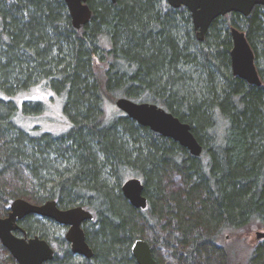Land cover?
<instances>
[{
  "label": "trees",
  "instance_id": "1",
  "mask_svg": "<svg viewBox=\"0 0 264 264\" xmlns=\"http://www.w3.org/2000/svg\"><path fill=\"white\" fill-rule=\"evenodd\" d=\"M87 2L92 16L75 28L64 0H0V206L20 197L92 213L93 255L79 263L63 226L25 218L23 227L54 248L46 264H137V238L158 264H231L223 232L264 227V6L218 16L198 40L184 6ZM226 24L244 31L261 85L232 74ZM35 86L59 98L65 127H26L46 108L43 99H18ZM119 97L188 123L201 153L108 112ZM130 177L143 183L144 208L120 190ZM0 264H16L1 244ZM245 264H264V238Z\"/></svg>",
  "mask_w": 264,
  "mask_h": 264
},
{
  "label": "water",
  "instance_id": "2",
  "mask_svg": "<svg viewBox=\"0 0 264 264\" xmlns=\"http://www.w3.org/2000/svg\"><path fill=\"white\" fill-rule=\"evenodd\" d=\"M87 1L64 0L71 23L75 28L83 26L92 16V10ZM111 1L114 2L115 0ZM165 1L173 8L179 6L187 8L198 40H203L210 23L218 16L230 12H238L242 16H247L255 5L264 6V0ZM229 34L231 37L229 59L232 74L249 84L261 85V79L255 65L254 52L244 31L231 26ZM115 106L137 124L147 126L152 131L175 140L190 154L197 156L201 153L202 146L191 132L190 125L163 107L155 103L133 101L127 97L117 98ZM120 190L132 206L136 208L146 206L147 200L143 195V183L139 178L130 177L126 179L121 184ZM31 213L51 218L56 223L67 226L65 239L69 242L73 254L84 258H90L93 255L92 248L87 243L85 231L82 228V222L93 218L89 210L81 205L60 209L55 200H48L43 204H33L17 198L12 202L8 216L4 219L0 218V242L18 264H41L53 257V250L46 240L37 235L26 240L12 233V230L17 228L15 221ZM255 236L257 239L264 238V231H257ZM130 250L137 264H158L147 240L135 239L131 243Z\"/></svg>",
  "mask_w": 264,
  "mask_h": 264
},
{
  "label": "rangeland",
  "instance_id": "3",
  "mask_svg": "<svg viewBox=\"0 0 264 264\" xmlns=\"http://www.w3.org/2000/svg\"><path fill=\"white\" fill-rule=\"evenodd\" d=\"M228 32L230 31V26L226 24ZM49 92H45L41 87L35 86L30 91H27L21 94L18 99L22 98L27 99H43L46 103V108L44 109V113L42 114L43 119L39 120V118L24 119V123L26 127L33 126L35 123L43 124L44 128H49L52 130H57L66 126L64 123V119L60 116V103L59 98L51 97ZM106 109L108 112H113L118 110L114 103H107ZM40 121V122H39ZM25 175L26 171H23ZM27 177V176H26ZM27 187L33 184V181L30 177H27L25 180ZM2 211V210H1ZM46 222V221H45ZM46 225H50V222H46ZM53 228H56L55 225L52 224ZM257 231H264V227L260 226L257 222L252 221L251 223L242 226L239 229L233 231H224L220 242L226 246L229 250L230 261L231 264H245L247 258L254 248L256 242L259 240L256 238L255 233ZM80 256H75L74 262H81Z\"/></svg>",
  "mask_w": 264,
  "mask_h": 264
},
{
  "label": "flooded vegetation",
  "instance_id": "4",
  "mask_svg": "<svg viewBox=\"0 0 264 264\" xmlns=\"http://www.w3.org/2000/svg\"><path fill=\"white\" fill-rule=\"evenodd\" d=\"M18 198H20V197H18ZM15 199H17V198H15ZM15 199H13L10 203H9V206H8V208L7 209H4V208H2L1 206H0V218L1 219H4V218H6L7 216H8V214H9V212H10V207H11V204H12V202L15 200ZM20 199H23V198H20ZM23 200H25V199H23ZM26 201H28V200H26ZM48 201V200H47ZM28 202H30V201H28ZM44 202H46V201H44ZM44 202H41V203H33V202H30V203H33V204H43ZM56 202V201H55ZM56 205H57V203H56ZM75 206V205H74ZM57 207L58 208H60L58 205H57ZM83 207V206H82ZM60 209H64V208H60ZM2 210V211H1ZM29 215H32L33 216V219L34 220H36V222H37V224L36 225H42L43 227H50V229L53 231V230H58V229H60L62 226L64 227V229H65V231H64V238H65V233H66V231H67V226H65V225H61V224H58V223H56L53 219H51V218H47V217H44V216H39V215H36V214H27V215H24L23 217H21V218H19V219H17L15 222H16V225H17V228L16 229H14V230H12V233L15 235V236H17V237H20V238H25L26 240L28 239V238H30V237H33V236H35V235H37V236H39L40 238H42V239H44V240H46L45 238H43V237H41L40 235H39V233H32V232H29L28 230H26L24 227H23V221L25 220V218H27ZM93 219V218H92ZM91 219V220H92ZM90 219L89 220H85L84 222H82V228L84 229V231H85V226H86V224L89 222V221H91ZM50 222V225L48 226V225H46L47 223L46 222ZM52 224L53 225H55L56 226V228H53L52 227ZM85 236H86V233H85ZM66 240V239H65ZM47 241V240H46ZM67 241V240H66ZM87 241V240H86ZM68 242V241H67ZM47 243L50 245V247L52 248V250H53V256H54V248L52 247V245H51V243L50 242H48L47 241ZM69 243V242H68ZM88 243V242H87ZM0 244L2 245V243L0 242ZM3 246V245H2ZM4 247V246H3ZM5 248V247H4ZM69 248H70V244H69ZM6 249V248H5ZM6 251L10 254V252L6 249ZM71 251V250H70ZM72 253V252H71ZM73 254V253H72ZM11 255V254H10ZM74 256H76L75 254H73ZM12 256V255H11ZM78 256V255H77ZM81 257V256H80ZM13 258V257H12ZM82 259L84 258V257H81ZM14 259V258H13ZM52 259H53V257H52ZM52 259H49V260H46V261H44V262H42L41 264H46L48 261H50V260H52ZM14 261H15V263L16 264H18L17 263V261L14 259Z\"/></svg>",
  "mask_w": 264,
  "mask_h": 264
}]
</instances>
